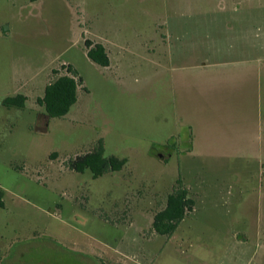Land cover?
I'll return each instance as SVG.
<instances>
[{"label": "rangeland", "instance_id": "374dc122", "mask_svg": "<svg viewBox=\"0 0 264 264\" xmlns=\"http://www.w3.org/2000/svg\"><path fill=\"white\" fill-rule=\"evenodd\" d=\"M203 60L264 70V0H0V264H264V71L247 144L244 101L206 110L191 89ZM68 66L77 100L48 117L39 99ZM99 141L120 170L68 167ZM178 178L194 206L159 235Z\"/></svg>", "mask_w": 264, "mask_h": 264}, {"label": "trees", "instance_id": "16d2710c", "mask_svg": "<svg viewBox=\"0 0 264 264\" xmlns=\"http://www.w3.org/2000/svg\"><path fill=\"white\" fill-rule=\"evenodd\" d=\"M85 45L87 47L86 55L90 60L100 66L108 65L109 58L101 43H91L87 40ZM67 68L70 74L60 75L49 82L44 88L42 98L39 99V103L44 107L48 117L64 116L77 100V71L71 66ZM23 101L24 96L17 95L4 98L2 103L6 106H22ZM125 163V158H119L115 155L106 156L103 144L99 141L92 150L69 160L68 167L76 172L89 170L92 177L96 178L106 172L120 170ZM2 205L0 200V206ZM193 206L194 199L188 195V189L182 185L180 178H178L173 190L166 197L164 208L155 213L152 229L159 235H171L186 212L191 210Z\"/></svg>", "mask_w": 264, "mask_h": 264}, {"label": "crops", "instance_id": "0c3cea01", "mask_svg": "<svg viewBox=\"0 0 264 264\" xmlns=\"http://www.w3.org/2000/svg\"><path fill=\"white\" fill-rule=\"evenodd\" d=\"M196 65H192L195 68H202L203 70H207L209 74H207L208 78L206 79L204 83V88H201L200 86L198 87V83H192V90L196 92L197 90L199 91L201 89V92L204 96V101L207 103L206 105V110L209 108L213 110H218L222 104L224 105V96H227V99L230 100V102L234 99V97L238 98L239 101L245 102L246 105H244L242 108H240V111L242 110V115L239 117L242 122H240V133L244 130L246 134V140L242 142H249V139L247 138L249 135L247 134V131L249 130V124L250 121L253 122L255 115L254 108H255V103L259 100V95H258V90H259V77L260 80L263 76V69L262 66H257V65H252V66H246L243 70L240 72H229L228 76H220L216 75L214 70H208L211 68H217L220 67L226 62H219L216 60H203L200 62H196ZM230 63V62H228ZM220 76V77H218ZM221 77L225 78L222 79ZM202 86L203 84L200 83ZM224 94L222 95V92ZM192 92V91H191ZM198 93V92H197ZM224 107V106H223ZM214 108V109H213ZM233 110V109H232ZM205 112V111H204ZM254 112V113H253ZM253 113V114H251ZM207 116L206 112L203 114V116ZM255 121V120H254ZM256 123V122H255ZM262 123L264 125V121L261 122L259 125V129L257 132V123H256V132L257 134L254 133L255 138H260V140H263L264 137V126L262 127ZM247 127V128H246ZM254 137V136H252ZM261 140V141H262ZM233 141V140H232ZM198 141H195L194 137L191 139L189 143L188 150H186L187 153H192L193 150H195V146L198 147L197 145ZM258 158V157H257ZM261 160V164L264 162V156L262 155L259 157Z\"/></svg>", "mask_w": 264, "mask_h": 264}, {"label": "water", "instance_id": "95a60500", "mask_svg": "<svg viewBox=\"0 0 264 264\" xmlns=\"http://www.w3.org/2000/svg\"><path fill=\"white\" fill-rule=\"evenodd\" d=\"M35 129L38 130V131H44L45 130L44 127H36Z\"/></svg>", "mask_w": 264, "mask_h": 264}]
</instances>
